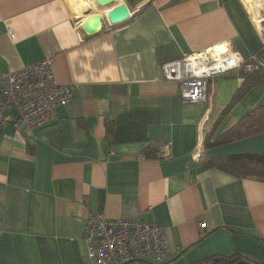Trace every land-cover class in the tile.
Here are the masks:
<instances>
[{"label":"crops","instance_id":"crops-1","mask_svg":"<svg viewBox=\"0 0 264 264\" xmlns=\"http://www.w3.org/2000/svg\"><path fill=\"white\" fill-rule=\"evenodd\" d=\"M252 1L259 21L243 0H115L129 17L112 24L110 8L94 0L88 15L80 14L86 0H0V75L51 57L55 81L73 87L42 125L16 123V111H6L0 264H89V212L162 227L173 255L166 264L233 254L264 264V181L208 164L264 153V133L203 145L246 73L214 76L208 99L187 103L161 71L218 44L242 63L264 58V0ZM95 11L102 28L86 35L79 23ZM263 103L264 85L251 86L214 136Z\"/></svg>","mask_w":264,"mask_h":264},{"label":"built area","instance_id":"built-area-1","mask_svg":"<svg viewBox=\"0 0 264 264\" xmlns=\"http://www.w3.org/2000/svg\"><path fill=\"white\" fill-rule=\"evenodd\" d=\"M51 64V57H44L0 75V129L10 119L7 109L16 111V123L38 126L56 118L58 106L72 98L73 87L55 81ZM236 68L244 73L264 69V58L242 63L227 45L218 44L161 65L163 77L177 82L187 103L206 101L211 79ZM199 228L204 230L205 224ZM84 242L89 264H166L173 257L163 228L141 220L108 219L89 212Z\"/></svg>","mask_w":264,"mask_h":264},{"label":"trees","instance_id":"trees-1","mask_svg":"<svg viewBox=\"0 0 264 264\" xmlns=\"http://www.w3.org/2000/svg\"><path fill=\"white\" fill-rule=\"evenodd\" d=\"M257 84L264 85V69H255L245 74L243 82L238 87L228 105L224 108L223 112L219 114V117L213 125L208 128V131L205 132L204 147H211L216 144L221 145L236 139L264 133L263 103L247 111L245 115L229 129L214 136V131L217 129V125L221 118L241 100L251 86ZM214 160L215 161L208 160V164L215 165L228 173L243 177H254L264 181V153L232 154ZM214 259H217L216 264H233L237 260L244 258L239 254H233L231 256L219 255L215 257L212 256L208 259H201L192 264H209ZM244 260L252 264L247 259Z\"/></svg>","mask_w":264,"mask_h":264},{"label":"water","instance_id":"water-1","mask_svg":"<svg viewBox=\"0 0 264 264\" xmlns=\"http://www.w3.org/2000/svg\"><path fill=\"white\" fill-rule=\"evenodd\" d=\"M97 7L110 8L106 12L105 16L107 17L110 23H118L124 21L129 17V10L126 5L123 3L114 4L115 0H94ZM90 14V13H89ZM80 27L86 35H94L100 31L102 28V16L99 12H94L89 15L85 20L80 22ZM217 259H214L209 264H216ZM233 264H250L244 259H239Z\"/></svg>","mask_w":264,"mask_h":264},{"label":"bare ground","instance_id":"bare-ground-1","mask_svg":"<svg viewBox=\"0 0 264 264\" xmlns=\"http://www.w3.org/2000/svg\"><path fill=\"white\" fill-rule=\"evenodd\" d=\"M243 1L247 5L249 11L251 12V15H253L254 18L259 21V19H260V16L259 15L260 14H258V11L255 8L256 6L255 7L253 6L254 2L252 0H243ZM88 5H89V0H86L85 5H84L86 7V10H85V12L80 13L81 15H88L89 13L92 12V8L91 7H90V9L87 8Z\"/></svg>","mask_w":264,"mask_h":264},{"label":"rangeland","instance_id":"rangeland-1","mask_svg":"<svg viewBox=\"0 0 264 264\" xmlns=\"http://www.w3.org/2000/svg\"><path fill=\"white\" fill-rule=\"evenodd\" d=\"M85 10H86L85 8H84V9H81V10H80V12H81V11H83V12H84ZM79 24H80V23H79ZM263 56H264V53H263Z\"/></svg>","mask_w":264,"mask_h":264}]
</instances>
